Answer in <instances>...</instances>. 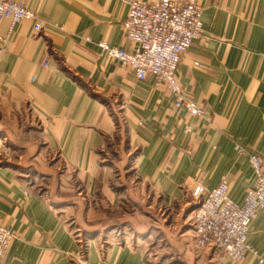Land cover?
I'll return each mask as SVG.
<instances>
[{
	"label": "crops",
	"instance_id": "crops-1",
	"mask_svg": "<svg viewBox=\"0 0 264 264\" xmlns=\"http://www.w3.org/2000/svg\"><path fill=\"white\" fill-rule=\"evenodd\" d=\"M16 1L42 29L0 25V224L17 235L5 263L264 264V209L251 223L253 252L234 261L196 245L192 196L226 177L243 203L254 186L264 0H198L203 33L177 76L202 119L102 51V41L130 48L128 0Z\"/></svg>",
	"mask_w": 264,
	"mask_h": 264
},
{
	"label": "built area",
	"instance_id": "built-area-1",
	"mask_svg": "<svg viewBox=\"0 0 264 264\" xmlns=\"http://www.w3.org/2000/svg\"><path fill=\"white\" fill-rule=\"evenodd\" d=\"M128 5L123 29L130 48L102 41L99 43L102 51L134 71L138 79L154 77L156 84L165 87L174 97L176 108L205 118L204 106L185 93L177 76L182 58L203 33L202 8L198 0H128ZM5 19L11 20L12 29L23 20L35 21L34 29H42L36 11L21 1L0 0V25ZM7 40L8 35H0V51ZM195 64L201 66L199 62ZM248 160L255 182L246 192L243 203L231 198L226 177L212 189L198 185L192 192L197 203L200 202L193 211L196 245L200 249H213L218 256L234 261L253 252L249 242L251 223L264 209V158L250 153ZM16 236L12 226L0 224V264H6L5 256ZM79 243L83 251L80 239ZM258 262L262 263L263 259L259 258Z\"/></svg>",
	"mask_w": 264,
	"mask_h": 264
},
{
	"label": "rangeland",
	"instance_id": "rangeland-1",
	"mask_svg": "<svg viewBox=\"0 0 264 264\" xmlns=\"http://www.w3.org/2000/svg\"><path fill=\"white\" fill-rule=\"evenodd\" d=\"M200 204V202L198 203V205ZM197 207V206H196ZM81 236V237H80ZM79 237H78V240L80 239L81 240V243H82V245H84V237H83V235L81 234ZM83 250H84V246H83ZM85 255L83 254V252H82V249L80 248V260L81 261H83V260H85V257H84Z\"/></svg>",
	"mask_w": 264,
	"mask_h": 264
}]
</instances>
